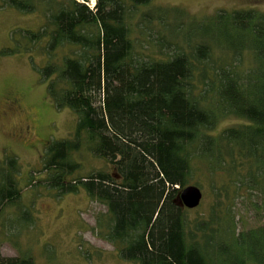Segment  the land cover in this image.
I'll use <instances>...</instances> for the list:
<instances>
[{"label": "trees", "instance_id": "obj_1", "mask_svg": "<svg viewBox=\"0 0 264 264\" xmlns=\"http://www.w3.org/2000/svg\"><path fill=\"white\" fill-rule=\"evenodd\" d=\"M92 1L0 0L44 20L14 30L0 55L41 54L50 100L77 115L75 131L48 145L39 182L58 195L84 189L104 204V238L125 261L264 264V222L239 231L223 205L245 190L264 199V11L197 17L152 0ZM229 117L240 122L217 130ZM83 149L119 178L100 170L70 179ZM205 170L218 201L208 218L190 219L179 195L192 181L202 186ZM20 175L15 155L0 158V217L16 205L32 219ZM0 264L36 262L0 251Z\"/></svg>", "mask_w": 264, "mask_h": 264}, {"label": "rangeland", "instance_id": "obj_2", "mask_svg": "<svg viewBox=\"0 0 264 264\" xmlns=\"http://www.w3.org/2000/svg\"><path fill=\"white\" fill-rule=\"evenodd\" d=\"M92 4V7L95 6ZM153 5L183 7L191 15L203 17L219 10L232 11L257 8L264 11V0H152ZM42 14H25L0 7V51L11 48L12 33L18 28L39 29ZM142 43L147 46L149 38ZM62 53L59 55L61 56ZM245 63H249L246 57ZM46 65L41 54L20 52L0 55V158L15 155L21 165L19 176L23 189L21 204L30 210L32 219L22 218L18 206H7L0 217V251L5 256L29 254L36 264H135L120 258L117 246L104 238L107 226V207L91 199L84 189L58 195L40 179L44 156L52 141L68 138L76 129L77 115L69 108L58 109L48 96L49 81L40 69ZM16 101L5 109L7 101ZM236 117L224 118L217 130L238 124ZM81 169L70 179L86 177L100 170L119 178L116 168L105 159L83 149L75 154ZM201 174L199 186L203 191L201 205L189 209V218H208L217 197L212 192L208 171ZM30 175L34 181L30 180ZM33 181V182H32ZM197 181V180H196ZM192 181L190 185H197ZM224 206L231 207L239 231L264 222V199L257 193L240 191ZM233 197V194H230ZM223 206V207H224Z\"/></svg>", "mask_w": 264, "mask_h": 264}, {"label": "water", "instance_id": "obj_3", "mask_svg": "<svg viewBox=\"0 0 264 264\" xmlns=\"http://www.w3.org/2000/svg\"><path fill=\"white\" fill-rule=\"evenodd\" d=\"M180 203L188 208L195 209L201 205L203 191L197 185H188L182 189L179 195Z\"/></svg>", "mask_w": 264, "mask_h": 264}, {"label": "flooded vegetation", "instance_id": "obj_4", "mask_svg": "<svg viewBox=\"0 0 264 264\" xmlns=\"http://www.w3.org/2000/svg\"><path fill=\"white\" fill-rule=\"evenodd\" d=\"M16 105V101H7L5 109H12Z\"/></svg>", "mask_w": 264, "mask_h": 264}, {"label": "bare ground", "instance_id": "obj_5", "mask_svg": "<svg viewBox=\"0 0 264 264\" xmlns=\"http://www.w3.org/2000/svg\"><path fill=\"white\" fill-rule=\"evenodd\" d=\"M92 2H94V4H95V0H93Z\"/></svg>", "mask_w": 264, "mask_h": 264}]
</instances>
